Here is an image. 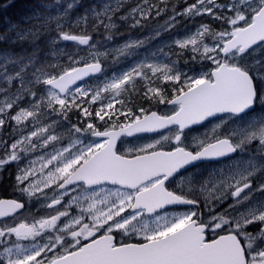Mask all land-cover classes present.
Returning <instances> with one entry per match:
<instances>
[{"label": "snow or ice", "instance_id": "snow-or-ice-1", "mask_svg": "<svg viewBox=\"0 0 264 264\" xmlns=\"http://www.w3.org/2000/svg\"><path fill=\"white\" fill-rule=\"evenodd\" d=\"M0 186V264H264V0H0Z\"/></svg>", "mask_w": 264, "mask_h": 264}, {"label": "flooded vegetation", "instance_id": "flooded-vegetation-1", "mask_svg": "<svg viewBox=\"0 0 264 264\" xmlns=\"http://www.w3.org/2000/svg\"><path fill=\"white\" fill-rule=\"evenodd\" d=\"M12 195L11 190H6L4 186H0V197H10Z\"/></svg>", "mask_w": 264, "mask_h": 264}, {"label": "trees", "instance_id": "trees-1", "mask_svg": "<svg viewBox=\"0 0 264 264\" xmlns=\"http://www.w3.org/2000/svg\"><path fill=\"white\" fill-rule=\"evenodd\" d=\"M6 2H10V0H6ZM9 11H12V10H9Z\"/></svg>", "mask_w": 264, "mask_h": 264}]
</instances>
